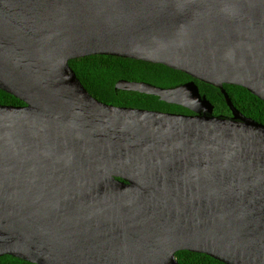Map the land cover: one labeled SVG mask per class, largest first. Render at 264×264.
Listing matches in <instances>:
<instances>
[{
  "label": "water",
  "instance_id": "1",
  "mask_svg": "<svg viewBox=\"0 0 264 264\" xmlns=\"http://www.w3.org/2000/svg\"><path fill=\"white\" fill-rule=\"evenodd\" d=\"M90 56L190 76L116 90L193 115L100 102L70 66ZM225 85L264 102V0H0V90L24 103L0 105V258L264 264V125Z\"/></svg>",
  "mask_w": 264,
  "mask_h": 264
},
{
  "label": "trees",
  "instance_id": "2",
  "mask_svg": "<svg viewBox=\"0 0 264 264\" xmlns=\"http://www.w3.org/2000/svg\"><path fill=\"white\" fill-rule=\"evenodd\" d=\"M71 68L87 91L97 100L108 105L121 108H136L175 114H192L189 110L161 102L159 98L135 92L116 90V84L125 80L144 82L161 88H174L193 81L190 76L172 70L163 65L150 64L131 59L111 56H90L73 60ZM202 95H206L215 106V115L231 117L229 108L222 92L211 85L196 81ZM235 108L246 117L264 125V102L239 86L225 85ZM0 105L24 106L15 97L0 90ZM177 258L181 264H223L207 255L191 252H180ZM0 264H31L11 256L0 258Z\"/></svg>",
  "mask_w": 264,
  "mask_h": 264
},
{
  "label": "flooded vegetation",
  "instance_id": "3",
  "mask_svg": "<svg viewBox=\"0 0 264 264\" xmlns=\"http://www.w3.org/2000/svg\"><path fill=\"white\" fill-rule=\"evenodd\" d=\"M184 115H193V113L192 114H184Z\"/></svg>",
  "mask_w": 264,
  "mask_h": 264
}]
</instances>
